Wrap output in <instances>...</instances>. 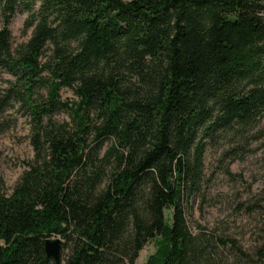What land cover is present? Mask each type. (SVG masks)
Returning a JSON list of instances; mask_svg holds the SVG:
<instances>
[{"label":"trees","instance_id":"trees-1","mask_svg":"<svg viewBox=\"0 0 264 264\" xmlns=\"http://www.w3.org/2000/svg\"><path fill=\"white\" fill-rule=\"evenodd\" d=\"M15 11L30 32L13 46ZM263 11L264 0H0V118L23 110L32 149L0 193V264H134L150 241L140 264H208L233 246L192 233L184 206L205 149L226 139L222 154L235 152L264 118Z\"/></svg>","mask_w":264,"mask_h":264},{"label":"rangeland","instance_id":"rangeland-1","mask_svg":"<svg viewBox=\"0 0 264 264\" xmlns=\"http://www.w3.org/2000/svg\"><path fill=\"white\" fill-rule=\"evenodd\" d=\"M25 17V12L15 11L7 21L13 46L29 36L30 29L24 28ZM5 77L1 72L0 86ZM60 95L74 98L65 88ZM54 119L68 121V115L59 112ZM1 120L0 193L8 194L32 158V149L28 140L29 120L23 110L14 105L2 114ZM255 130V138L242 141L229 155H223V150L234 144L227 145L226 139L205 149L199 189L184 206L192 233L201 228L208 234L234 240L233 246L227 243L216 247L208 264H264V118ZM108 144L104 141L101 151ZM165 217L169 222V212ZM154 247L152 241L147 242L134 264L143 262Z\"/></svg>","mask_w":264,"mask_h":264},{"label":"water","instance_id":"water-1","mask_svg":"<svg viewBox=\"0 0 264 264\" xmlns=\"http://www.w3.org/2000/svg\"><path fill=\"white\" fill-rule=\"evenodd\" d=\"M44 254L51 257L55 263L59 259L60 240L57 237L46 238L43 242Z\"/></svg>","mask_w":264,"mask_h":264}]
</instances>
